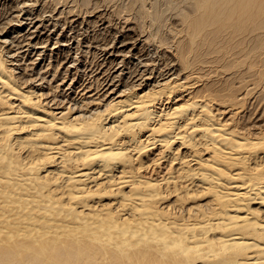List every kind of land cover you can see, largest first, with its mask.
Instances as JSON below:
<instances>
[{"label": "bare ground", "instance_id": "obj_1", "mask_svg": "<svg viewBox=\"0 0 264 264\" xmlns=\"http://www.w3.org/2000/svg\"><path fill=\"white\" fill-rule=\"evenodd\" d=\"M53 1L0 0V264H264V0Z\"/></svg>", "mask_w": 264, "mask_h": 264}, {"label": "rangeland", "instance_id": "obj_2", "mask_svg": "<svg viewBox=\"0 0 264 264\" xmlns=\"http://www.w3.org/2000/svg\"><path fill=\"white\" fill-rule=\"evenodd\" d=\"M63 1L64 0H61L62 4L66 3V2H69V1H73V0H65L64 2ZM74 1L77 2L78 4H81L84 0H77V1L74 0ZM87 1L88 2L86 4H88L89 6H92L94 3L99 1L98 3L100 4L101 7H102V4H103V8H109V6H110L109 9L119 8V7H121L120 5L123 4L122 5L123 7H121L122 10H121V8H119V9L121 11L124 10L123 11L124 14H130V15L131 14L132 15L135 14V15H138V16L140 15V19H144V23L148 27V28L145 27L146 30L148 29L150 31H156V32H158L157 34H160V35L162 34L161 36H164L168 32L167 30L169 29V25L171 24L172 20L177 17L176 15H178V17H179L178 11H183L184 9L188 8V9L184 10V12L185 11H187V12L189 11L190 12V10L192 11V10L195 9L194 5H193L194 4L193 2H195V0H192L193 2L191 0H129V1L128 0H125V1L124 0H112V1L111 0H97V1H95V0H87ZM89 1H92L93 3L92 2L89 3ZM53 2H54L53 0H50V1L47 0V4L48 5H52ZM123 2H125V3H123ZM161 2H163V3H161ZM124 4H125V7H124ZM188 4H191L193 6H190ZM160 5H163V6H160ZM186 5L189 6V7H187ZM136 9L137 10L140 9L139 11H142V12H140V14H139L136 11ZM181 9H183V10H181ZM3 11L5 12V9L0 10V13H3ZM136 12L138 14H136ZM174 14H175L176 17L174 16ZM114 19H116L115 16H114ZM149 22H150V24H149ZM162 26H164L165 28L162 27ZM246 64H248V61L247 62H243V63H241L240 65H238L236 67L228 69L226 72L237 71L240 68L244 69L246 67Z\"/></svg>", "mask_w": 264, "mask_h": 264}]
</instances>
